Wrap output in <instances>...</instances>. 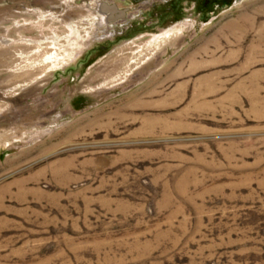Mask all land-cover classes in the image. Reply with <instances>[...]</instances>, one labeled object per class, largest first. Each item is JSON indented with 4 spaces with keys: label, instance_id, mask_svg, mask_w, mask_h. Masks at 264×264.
Segmentation results:
<instances>
[{
    "label": "rangeland",
    "instance_id": "1",
    "mask_svg": "<svg viewBox=\"0 0 264 264\" xmlns=\"http://www.w3.org/2000/svg\"><path fill=\"white\" fill-rule=\"evenodd\" d=\"M0 264H264V0H0Z\"/></svg>",
    "mask_w": 264,
    "mask_h": 264
},
{
    "label": "bare ground",
    "instance_id": "2",
    "mask_svg": "<svg viewBox=\"0 0 264 264\" xmlns=\"http://www.w3.org/2000/svg\"><path fill=\"white\" fill-rule=\"evenodd\" d=\"M173 28H174V27H173ZM169 31H171V28L168 29V30H166V31L163 32L162 34L155 36L154 39H157V38L161 37L162 35H168V34H169Z\"/></svg>",
    "mask_w": 264,
    "mask_h": 264
},
{
    "label": "water",
    "instance_id": "3",
    "mask_svg": "<svg viewBox=\"0 0 264 264\" xmlns=\"http://www.w3.org/2000/svg\"><path fill=\"white\" fill-rule=\"evenodd\" d=\"M101 4H103V3H101ZM105 5V4H104ZM99 7H100V4H99ZM108 7V6H107ZM108 8H110V7H108ZM113 8V7H112ZM115 9V8H114Z\"/></svg>",
    "mask_w": 264,
    "mask_h": 264
},
{
    "label": "trees",
    "instance_id": "4",
    "mask_svg": "<svg viewBox=\"0 0 264 264\" xmlns=\"http://www.w3.org/2000/svg\"><path fill=\"white\" fill-rule=\"evenodd\" d=\"M208 3H205V5H207Z\"/></svg>",
    "mask_w": 264,
    "mask_h": 264
}]
</instances>
